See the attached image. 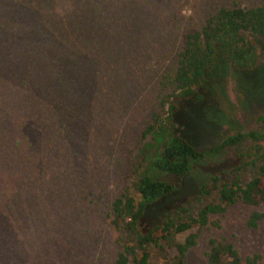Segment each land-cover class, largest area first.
Instances as JSON below:
<instances>
[{"label":"rangeland","instance_id":"1","mask_svg":"<svg viewBox=\"0 0 264 264\" xmlns=\"http://www.w3.org/2000/svg\"><path fill=\"white\" fill-rule=\"evenodd\" d=\"M259 4L264 0H0V264H111L120 250L111 203L124 188L137 197L143 175L178 185L147 208L146 231L169 209L180 208L172 217L179 223L218 203L212 177L244 182L258 174L249 139L209 149L262 129L264 46L249 71L217 58L202 81L203 99L180 101L173 126L160 80L209 14ZM171 134L208 151L179 179L151 166ZM253 208L264 211V203L237 201L207 225L177 233L178 242L197 234L185 264H208L210 237L233 243L241 256L258 253L264 264V223L245 224ZM160 242L162 251L147 247L149 264L175 256L173 245Z\"/></svg>","mask_w":264,"mask_h":264},{"label":"trees","instance_id":"2","mask_svg":"<svg viewBox=\"0 0 264 264\" xmlns=\"http://www.w3.org/2000/svg\"><path fill=\"white\" fill-rule=\"evenodd\" d=\"M263 46L264 4L220 7L209 14L200 29L186 35L184 44L174 57L172 68L161 76V104L166 107V121L173 126V116L180 101L200 102L203 99L200 93L202 81L217 58L232 69L249 71L258 65ZM256 122L263 125L262 129L229 135L209 151L216 152L249 139L253 143V162L259 161L258 174L244 182L233 178L219 183L218 176L212 177L218 203L204 205L196 216L188 215L185 221L175 223L172 217L180 211L176 207L164 212L161 224L142 231L140 224L147 208L159 199L173 195L178 185L143 175L136 183L137 197L124 188L111 203V224L120 233V250L111 264H149L147 247L153 245L162 251L161 240L176 249L175 256L165 264H185L187 252L196 244L197 234L190 233L178 242L175 238L177 233L187 231L194 224L199 227L207 225L211 214L223 213L237 201L251 207L264 203V146L261 142L264 139V114L259 115ZM151 129L153 127L147 130ZM206 152L197 150L185 137L171 134L152 158L151 166L157 172L179 179ZM261 223H264V211L253 208L246 218V226L256 229ZM207 244L208 264H258L261 259L258 253L241 256L233 243L214 237L208 238Z\"/></svg>","mask_w":264,"mask_h":264}]
</instances>
